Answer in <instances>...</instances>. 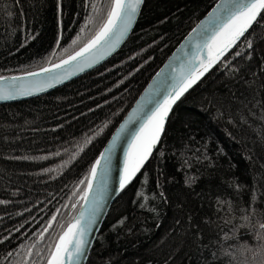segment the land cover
<instances>
[{"label":"trees","instance_id":"trees-1","mask_svg":"<svg viewBox=\"0 0 264 264\" xmlns=\"http://www.w3.org/2000/svg\"><path fill=\"white\" fill-rule=\"evenodd\" d=\"M217 1L146 0L133 35L107 63L42 97L0 105V264L48 263L109 138ZM110 8L111 0H0V77L79 51ZM261 223L264 12L176 105L88 264H264Z\"/></svg>","mask_w":264,"mask_h":264},{"label":"water","instance_id":"water-1","mask_svg":"<svg viewBox=\"0 0 264 264\" xmlns=\"http://www.w3.org/2000/svg\"><path fill=\"white\" fill-rule=\"evenodd\" d=\"M145 2L146 0H143V3L138 10L136 19L133 22L128 34L124 36L119 41V43H116L114 47L112 46V43L100 41L95 47L89 49V51L85 52L82 56H76V53L84 49L92 41L91 40L86 46L69 57L63 59L62 61L49 65L40 70L30 72L37 73L38 75H30V73H26L10 77H0L3 78L0 79V87L11 89L15 92V98L0 100V105L14 104L42 97L76 79L83 77L84 75L107 63L111 58L121 51V49L133 35L140 20ZM247 2L248 0H218L217 3L203 16V18L176 46L165 63L149 81L130 111L113 132L99 157L97 158V160H100L101 162L100 166L97 168L96 179L91 180L90 174L86 190L81 200L77 201L74 208L72 209L73 211L80 203L78 212L63 231L64 233L70 225L81 219V216H83L82 223L86 224L90 210L93 207V201L95 200L99 203L100 210L97 213L98 218L94 225L88 230V235L85 236V240L88 241L86 255L82 258V260L70 261L69 264H88L91 252L98 239V236L104 227L105 221L113 204L122 194V192L141 174L143 169L151 160L165 133L164 131L160 142L153 149L152 154L144 162L140 170L136 172L131 178L130 182H127L125 187L121 189L119 187L120 179L124 175L125 161L128 159L130 145L133 141V136L130 135V132H136L140 129L141 125L144 123V114L149 113L150 110H155L159 104H163L164 100L168 96L174 95V89L178 90L181 87L184 82V77L188 74V69L195 65L197 66V75L199 72H203V75H198V79H196L195 82L183 92L180 98L171 105V110L168 114L165 124L166 130L168 121L176 105L194 86H196L203 78H205L213 68L221 63L224 58L241 43V41L250 32L262 15L263 12H260V14L257 16V21L253 22L251 27L245 31L244 36L240 37L235 45L229 47L219 58V60L213 63L207 71H203L202 68H199L198 66L200 65V62L202 60H206L209 54L208 48L205 47L206 43H210L208 37L218 32L221 25L226 23L231 18L233 13L240 10L237 7L238 5ZM72 56H76V59L69 60V58ZM65 60H69V63H63ZM55 65H60V67H54ZM44 69H51V71H44ZM141 110L143 114H141ZM137 114H140V119L130 121V117H134ZM116 137H119V139L117 140ZM114 144L115 146L113 147ZM102 155L106 157V160H101ZM106 163L107 168H105ZM95 165L96 162L94 166ZM89 182L92 184V189L90 192L88 190ZM86 193L87 195H85ZM63 233L61 235H63ZM58 242L59 239L57 243ZM47 264H49V261Z\"/></svg>","mask_w":264,"mask_h":264},{"label":"snow or ice","instance_id":"snow-or-ice-1","mask_svg":"<svg viewBox=\"0 0 264 264\" xmlns=\"http://www.w3.org/2000/svg\"><path fill=\"white\" fill-rule=\"evenodd\" d=\"M142 3L143 0H111V8L108 12L107 21L95 38L84 49L77 52L76 56H82L100 41L112 43L113 47L116 43H119L130 31ZM237 7L240 10L233 13L231 18L221 25L218 32L208 37L210 43H206L205 47L208 48L209 54L206 60H202L198 66L203 71H207L213 63L217 62L229 47L235 45L239 38L244 36L245 31L251 27L253 22L257 21V16L260 12H264V0H248L247 3H242ZM93 11H97L94 5ZM249 47H251L250 42ZM76 56L70 57L69 60H75ZM69 60H65L63 63L67 64ZM54 67H60V65H55ZM44 71H51V69H44ZM30 75L38 74L30 73ZM198 75H203V72H199ZM198 75L197 66H191L188 69V74L184 77L181 87L178 90L174 89V95L168 96L163 104H159L155 110H150L149 113L144 114V123L140 129L136 132H130V135L133 136V141L130 145L128 159L125 161L124 175L120 179L119 187L121 189L125 187L127 182H130L131 178L140 170L144 162L152 154L153 149L160 142L161 136L165 131V124L171 110V105L198 79ZM13 98H15L13 90L0 87V100ZM141 114H143L142 110ZM139 119L140 114L130 117V121ZM116 139L118 140L119 137H116ZM101 160H106V157L102 155ZM100 162V160H97L96 165L92 168L91 180L96 179L97 168L100 166ZM105 168H107V163L105 164ZM91 189L92 184L89 182V192ZM99 210V203L94 200L87 223H82L83 216H81V219L68 227L63 235L59 237V242L55 244L49 264H69L70 261L82 260L86 255L88 246L85 236L88 235V230L97 220ZM53 220H55V217H53ZM259 228L264 229V223H261ZM257 239H264V234L258 235ZM261 254H264V247L261 248Z\"/></svg>","mask_w":264,"mask_h":264}]
</instances>
